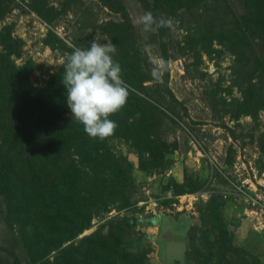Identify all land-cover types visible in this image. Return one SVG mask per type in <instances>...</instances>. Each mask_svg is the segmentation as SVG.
<instances>
[{
  "label": "trees",
  "instance_id": "16d2710c",
  "mask_svg": "<svg viewBox=\"0 0 264 264\" xmlns=\"http://www.w3.org/2000/svg\"><path fill=\"white\" fill-rule=\"evenodd\" d=\"M59 1L61 8H50L46 4L48 0H41L49 20L64 18L75 2ZM101 1L120 16L119 20L111 19L102 26L116 45L113 58L120 63L122 79L129 88L126 105L109 117L118 127L114 135L103 140L90 137L73 118L62 83L63 66L46 85L35 86L31 81L36 69L34 60L29 57L18 63L23 55L22 41L12 36L10 28L0 29V210L7 223L25 214L37 219L28 241L21 240L17 234L18 238L11 235L9 247L0 245L11 257L4 264H118L121 261L124 250L120 244L122 238L118 237L120 230L111 229L109 223L116 217L109 215L113 209L132 205L134 164L117 154L110 140L124 139L133 146L139 168L150 175L166 173L173 165L172 154L183 146L179 139L170 136L181 125L169 111L182 115L178 110L180 102L168 86L169 66L162 82H156L151 76L146 45L168 64L179 56L192 53L198 56L203 49L236 55L239 68L235 69L237 77L233 81L243 88L244 101L238 108L224 106L220 119L228 113L238 119L242 112L249 111L246 109L249 104L264 103V0H240L245 7L242 12L236 10L232 0H135L142 15L151 11L157 18L163 16L174 22L173 29L161 28L145 35L138 32L134 23L130 0ZM180 34L184 36L180 38ZM51 39H57L72 52L57 35L52 33L48 40ZM214 43L223 49H214ZM248 61L254 64L250 70L245 67ZM143 68H148L150 73ZM254 76L256 82L251 80ZM213 104L219 106L218 102ZM216 107L214 110L218 112ZM258 138L261 144L264 134ZM261 166L263 171L264 163ZM209 184L208 178L188 177L185 183H175L171 188H175L176 196L203 193ZM166 185L169 189L172 184ZM172 200L166 199L169 203ZM212 200L221 204L227 199L221 192H214ZM156 218L149 213L143 218L119 221L127 226H148ZM93 219L103 221L99 230L62 248L64 243L92 227ZM106 226L110 229L105 232ZM202 230L198 239L201 243L193 239L194 247L186 251L181 264L193 260L197 264H209L214 258L211 264H261L254 252L235 244L233 232L222 222L207 232ZM198 231L197 226L189 224V238H197ZM17 244L22 245L19 251ZM200 244L207 248L206 256L202 255ZM230 251L236 256L228 257ZM141 264L152 262L144 258Z\"/></svg>",
  "mask_w": 264,
  "mask_h": 264
},
{
  "label": "rangeland",
  "instance_id": "374dc122",
  "mask_svg": "<svg viewBox=\"0 0 264 264\" xmlns=\"http://www.w3.org/2000/svg\"><path fill=\"white\" fill-rule=\"evenodd\" d=\"M232 3L237 11H244L242 1L232 0ZM46 4L50 8L62 7L59 0H48ZM43 8L41 0H0V29L10 28L12 36L22 41L23 55L17 60L18 63L25 62L29 57L34 60L36 69L31 81L35 86L46 85L62 66L61 61L71 53L70 49L65 48L57 39L48 40L52 33L73 51L75 47H90L94 37L97 42L106 43L111 37L102 24L111 19H120V16L104 6L101 0H75L65 17L57 20H49L44 15ZM129 9L134 21L142 15L135 0H130ZM178 24L179 22L177 26ZM62 26L64 30L59 32L58 29ZM138 32L146 34L141 26H138ZM174 34L178 36L179 33L175 31ZM183 36L184 34H180V38ZM213 48L223 49L218 43H214ZM148 56L149 59L153 56L160 57L151 47H148ZM235 58L236 55L229 51L209 53L203 49L198 56L192 53L189 56L170 59L168 86L180 102L178 110L182 115L179 117L169 111L168 114L181 125L175 132L172 130L170 136L171 139H179L183 146L181 150L172 154L173 165L166 173L150 175L141 170L138 154L133 146L131 147L124 139L110 140L111 147L116 153L127 157L134 164L135 188L132 205L122 210L113 209L109 215V218L116 217L109 226L111 229L120 230L118 237L122 238L120 244L124 253L118 264H141L144 258L152 264H181L186 257V251L194 247L193 239L201 243L198 240L202 235L200 230L207 232L210 227L220 222L233 232L238 247L254 252L253 255L264 264V223L261 224L264 220L248 210L247 202L236 189H230L238 181L235 165L242 162L246 164L250 173H253V168L254 173L258 174V179L264 182V170L260 171L261 164L264 163L262 161L264 138L261 144L258 138L264 134V103L249 104L246 107L249 111L242 112L238 119L231 113L225 115L223 119L219 118L224 106L234 109L244 101L243 88H239L233 81V77H237L235 69L239 68L236 66ZM245 67L253 68L254 64L248 61ZM143 69L149 71L148 68ZM251 80L256 82L257 76ZM166 98L169 99L168 96ZM214 102H218L219 106H214ZM188 177L208 178L209 189L203 193H183L174 196L175 188L173 190L171 187L175 183L179 185L185 183ZM169 183L172 185L166 189V184ZM221 189L225 191L230 189L231 194L227 200L221 204L215 200L210 201L212 193L223 194ZM166 199L173 200L169 203ZM149 213L155 214L157 218H163L160 221L162 225L127 226L119 221L143 218ZM117 217H120L119 220ZM36 220L25 214L7 223L4 213L0 210V245L4 243L9 247L10 240H13L11 235L17 238L20 235L21 240L28 241ZM104 221L108 223V220ZM102 222L93 219L92 227L64 243L62 248L99 230ZM189 224L199 228L197 238H189L187 233ZM109 226L103 228L105 232L110 229ZM24 231L26 235H21ZM216 231L220 233L218 228ZM209 239L212 243L214 236H209ZM17 246L16 249L19 251L22 245ZM199 247L202 255L206 256L207 248L202 247V244ZM3 249L4 247L0 248V264H4L7 259L11 261L9 253ZM235 256L232 251L228 253L230 258ZM211 261H215V258L210 260L209 264ZM186 264L197 262L193 260Z\"/></svg>",
  "mask_w": 264,
  "mask_h": 264
},
{
  "label": "clouds",
  "instance_id": "9594fccd",
  "mask_svg": "<svg viewBox=\"0 0 264 264\" xmlns=\"http://www.w3.org/2000/svg\"><path fill=\"white\" fill-rule=\"evenodd\" d=\"M134 23L145 33L174 28L171 18H157L151 11L139 16ZM116 51L111 40L99 43L94 37L90 47H75L61 61L62 83L66 87L67 105L73 118L83 125L86 134L101 140L114 135L118 125L109 117L126 105L129 96V88L121 76V65L113 58ZM150 63L152 78L162 82L168 71V62L153 56Z\"/></svg>",
  "mask_w": 264,
  "mask_h": 264
},
{
  "label": "built area",
  "instance_id": "2783aa9c",
  "mask_svg": "<svg viewBox=\"0 0 264 264\" xmlns=\"http://www.w3.org/2000/svg\"><path fill=\"white\" fill-rule=\"evenodd\" d=\"M63 30V26L58 29L59 32H63ZM235 169L238 181L230 189H236V192L247 202L248 210L259 215L262 218L261 220H264V182L258 179V174L254 173L253 168V173H250L244 162L235 165ZM230 189L227 191L222 190L225 198L231 194Z\"/></svg>",
  "mask_w": 264,
  "mask_h": 264
},
{
  "label": "crops",
  "instance_id": "0c3cea01",
  "mask_svg": "<svg viewBox=\"0 0 264 264\" xmlns=\"http://www.w3.org/2000/svg\"><path fill=\"white\" fill-rule=\"evenodd\" d=\"M162 219L163 218H156V222L154 224H152V225H149V226H154L155 225L156 227H158V226H160V224L162 225V223L160 222ZM184 219L186 220V218H184Z\"/></svg>",
  "mask_w": 264,
  "mask_h": 264
}]
</instances>
